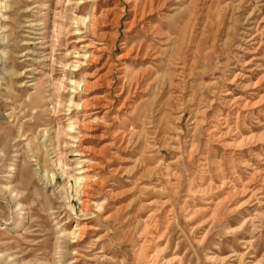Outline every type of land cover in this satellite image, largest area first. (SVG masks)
Here are the masks:
<instances>
[{
  "label": "rangeland",
  "instance_id": "374dc122",
  "mask_svg": "<svg viewBox=\"0 0 264 264\" xmlns=\"http://www.w3.org/2000/svg\"><path fill=\"white\" fill-rule=\"evenodd\" d=\"M0 264H264V0H0Z\"/></svg>",
  "mask_w": 264,
  "mask_h": 264
},
{
  "label": "bare ground",
  "instance_id": "6f19581e",
  "mask_svg": "<svg viewBox=\"0 0 264 264\" xmlns=\"http://www.w3.org/2000/svg\"><path fill=\"white\" fill-rule=\"evenodd\" d=\"M154 37V36H153ZM160 42H161V40H160ZM163 42H164V40H163ZM163 42H161V44H163ZM163 47V46H162ZM163 53H162V51H160V52H158V53H155V54H153V55H150V58H152L151 59V61L153 62V64H155L157 61H159L158 60V56H161ZM135 58L137 57H139V53H136V55L134 56ZM151 71H152V69H151ZM152 74H153V72H152ZM85 89V88H84Z\"/></svg>",
  "mask_w": 264,
  "mask_h": 264
}]
</instances>
